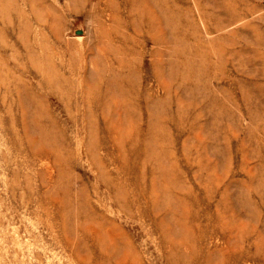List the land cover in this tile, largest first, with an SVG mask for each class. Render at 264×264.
I'll list each match as a JSON object with an SVG mask.
<instances>
[{
  "label": "rangeland",
  "instance_id": "1",
  "mask_svg": "<svg viewBox=\"0 0 264 264\" xmlns=\"http://www.w3.org/2000/svg\"><path fill=\"white\" fill-rule=\"evenodd\" d=\"M0 264H264V0H0Z\"/></svg>",
  "mask_w": 264,
  "mask_h": 264
}]
</instances>
